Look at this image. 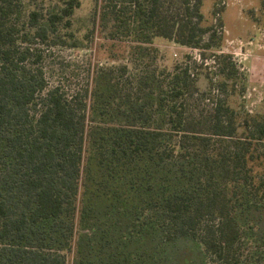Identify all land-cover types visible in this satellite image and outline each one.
Returning a JSON list of instances; mask_svg holds the SVG:
<instances>
[{"label":"trees","instance_id":"1","mask_svg":"<svg viewBox=\"0 0 264 264\" xmlns=\"http://www.w3.org/2000/svg\"><path fill=\"white\" fill-rule=\"evenodd\" d=\"M24 1L0 0V264H67L72 250L79 264H264V112L230 103L237 71L208 53L222 22L205 23V0H92L85 37L144 58L161 38L212 65L128 84L107 67L69 96L31 64L35 45L66 44L80 1L25 16Z\"/></svg>","mask_w":264,"mask_h":264},{"label":"rangeland","instance_id":"2","mask_svg":"<svg viewBox=\"0 0 264 264\" xmlns=\"http://www.w3.org/2000/svg\"><path fill=\"white\" fill-rule=\"evenodd\" d=\"M79 1L80 5L71 17V32L64 29L59 32L66 44L35 45L36 51H33L40 52L41 60L31 64L41 68L48 85L59 86L66 95H74L87 86L93 87L94 78L107 67L115 70L120 84H128L142 71L154 72L156 77H160L162 70H172L176 65L193 64V61L196 66L201 64L200 49L161 38L152 39L150 46L154 50L146 51L144 58L131 56L129 43L110 40L99 29H95L92 36L85 37L91 27L93 1ZM221 3L223 11L216 18L211 14L212 0H205L202 6L206 24L215 25L218 19L222 22V27L216 28L217 34L221 35V44L208 53L227 54L234 64L236 91L230 103L238 105L243 112H264V0H221ZM59 5V0L24 1L22 15L25 16L30 9L46 12L48 8ZM205 62L201 67L212 65L209 58ZM123 65L125 67H121ZM206 84V79L199 74L198 87L205 89ZM85 99L88 103L90 97ZM192 248L197 249V244L192 243ZM72 256L73 250L69 252L67 264H79Z\"/></svg>","mask_w":264,"mask_h":264}]
</instances>
